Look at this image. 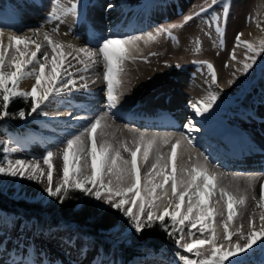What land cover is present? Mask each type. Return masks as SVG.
<instances>
[{
	"label": "bare ground",
	"instance_id": "bare-ground-1",
	"mask_svg": "<svg viewBox=\"0 0 264 264\" xmlns=\"http://www.w3.org/2000/svg\"><path fill=\"white\" fill-rule=\"evenodd\" d=\"M107 1L108 3L103 2V0L71 1L65 7L78 3L77 14L65 15L62 11L64 6L55 5L51 3V0H0V27H2L0 32L4 34L3 41L5 44H7L9 34L20 36L17 31H22L26 36H31L37 42L42 43V46L51 54V50L47 48V44L44 42V33L47 29H53L59 24V31L57 32L59 38L55 39L53 35H48L53 42L59 41L65 53L72 52L75 54L83 48L95 52L97 57L94 64L91 61H86L91 69L84 74L88 83L87 89L73 90L70 94L58 97L42 106L43 110L48 113L40 123V127L44 128L41 130L43 135H38L37 138L28 142L18 141L17 144L21 147L17 148L15 153H8L7 156L30 163L38 162L46 172L47 166L44 165L42 157L47 151H52L56 154L54 164L57 170L54 171L53 178V186H55L61 181L59 169L62 167V150L66 147V140L79 134L82 128L93 122L96 117H102L101 127L107 133L106 136H101V129L97 130L98 145L106 139L116 147H120L122 144L132 147L135 140L143 134L146 139L155 137L161 144V154L166 157L170 152L171 144L180 140L181 145L177 149L178 166L183 164L190 169L195 164L205 165L209 172H214L217 175V192L210 203L215 212L223 213V215H215L212 225L218 236L217 243L228 248L229 242L224 239V231L221 229L226 219V209L222 200L219 203L216 202L219 200V189H225L237 197L241 195L246 197V204L239 207V215L229 224L230 231L235 232L243 225L242 230L247 236L249 231L248 219L252 216L255 217L256 228L259 230V215L261 211H264L257 206V201L260 198V186L264 185V183L262 184L264 182V132L262 131L264 130V109L258 115H253L247 119L250 128L235 129V126L230 125L228 119L225 118V107L228 106L233 99L232 96H235L239 90L232 80V75L235 73L232 71V67L235 65L238 67L240 63L237 58L235 61L230 59L235 43L232 44V50L228 52L226 59L215 69L218 76L217 84L210 82L200 85L196 79V74L186 73L187 76L186 74L182 75L180 80L178 78L169 84L164 89L165 95L161 93V97H156L157 101H154V105L147 107L141 105V99L133 100V94L146 91L154 86V81L149 82L153 77L151 67L154 64L146 67L148 65L147 58L140 53L138 54L137 51L135 53V48L130 49L131 58L124 62L123 71L119 75L120 84L116 88L115 94L118 97V103L115 108L110 109L108 101L105 99L107 92L106 82L103 79L104 61L98 50L99 44L109 36H123V31L126 36H131L137 33L133 29L148 27L147 24L151 21V12L148 8L144 10L147 6L130 9L132 4L126 0H111L113 1L112 4H109V0ZM53 9L61 16L62 23L56 19H53L51 23L48 22L47 18L52 14ZM95 19H99L101 22ZM222 28L224 36H226V25ZM263 28L264 11L261 13L258 22L250 27V33L244 32L241 39L247 41L248 37L260 34ZM23 35L21 37H24ZM215 36L220 40L216 33ZM78 45H82V47ZM243 47L241 45L235 48L236 57L238 48L242 50ZM68 61L73 65L77 64V60L71 57H68ZM158 63L156 64L158 65ZM169 64L171 63L169 62ZM192 64L198 63L193 62ZM225 64L228 66L225 67ZM189 65H181L180 68H177L181 70ZM80 67L83 68V65ZM161 73L166 74L164 71ZM183 76H189V80L182 78ZM77 80L79 81L78 77ZM230 81H232L231 84ZM34 83V77L27 78L21 82L20 88L30 91ZM166 90L169 92L166 93ZM209 91L218 93L219 98L216 105L205 117H194L189 102L202 99ZM133 106L135 108H128ZM189 118H193L198 131L194 130L189 133L185 129L184 125ZM199 124L205 125V132H201ZM67 125L70 126L67 127ZM35 126L33 124V129L36 128ZM50 128L55 129L56 133L57 131L61 133L52 136ZM243 129L252 131L254 135L256 133L258 141L255 140L254 142L245 137ZM189 136L192 138V144L188 143ZM83 139L90 147L87 135ZM165 139L169 141L168 144H163ZM0 156H5L4 151H0ZM121 156L130 160L129 154L122 148ZM141 159L140 154H138L137 160L141 169V184L143 185L145 183L144 177L148 175L151 165L155 163V156L150 154L146 163H141ZM168 171H171L170 163ZM104 179L107 182L109 179L114 180V177L105 176ZM155 179L159 182L162 177ZM1 180L8 185L9 194L25 196L32 200L41 198L48 186L46 179L43 181L31 180L27 176H4ZM166 190L168 195L163 198L162 206H168V198L172 196L170 181L166 185ZM158 195L163 197V192L158 190ZM170 210H174V208ZM133 211L136 212L137 208L133 207ZM181 211L182 213L186 211V206L182 207ZM53 226L57 227L58 225ZM181 227L184 228V236L190 241L192 238L188 235L190 225L185 224ZM47 230L49 229L44 228L43 230L41 228L36 217L0 205V264H104V261L96 256L95 249L75 234L77 231L79 233L80 230L76 229L74 232L70 225H64L54 232L48 233ZM47 234L48 236H46ZM231 239L234 242H231L233 247L237 243L241 245L246 243V240L240 239L238 235H234ZM93 241L95 242V240ZM260 248L264 249V237L257 240L252 248L247 249V252L257 251ZM116 251L118 263L115 264H123L118 250ZM102 253L105 257L109 256L105 249ZM253 260H255L254 264H260L259 257Z\"/></svg>",
	"mask_w": 264,
	"mask_h": 264
},
{
	"label": "snow or ice",
	"instance_id": "snow-or-ice-1",
	"mask_svg": "<svg viewBox=\"0 0 264 264\" xmlns=\"http://www.w3.org/2000/svg\"><path fill=\"white\" fill-rule=\"evenodd\" d=\"M57 3L59 4V0ZM217 4L223 8V23L226 25L229 12L227 0H211L208 8L202 7L195 16L185 17V23L206 13L209 14L211 16L209 24L210 26L214 25L215 32L220 38L219 45L223 48L224 31L221 27V17L215 11L209 13V9H213ZM77 9L78 3H73L70 7H64L62 11L65 15H75ZM53 19L63 22L55 9L47 18L49 23ZM177 27H183V25L173 24L168 27L157 28L156 34H167L169 38L176 39L172 29ZM52 31L58 32L59 24ZM3 35V32H0V119L9 115L10 104L16 98H24L30 102L28 115L40 112V114L47 116L48 113L43 110L42 106L58 97L70 94L73 90L87 89L88 83L84 74L91 69L86 61H91L94 64L97 58L95 52L82 48L75 54L72 52L65 53L62 50L63 46L53 42L47 32L44 33V42L47 44V48L51 50V54L42 46V43L37 42L32 37L9 34L7 44H5ZM146 35L150 40L155 39L152 33ZM242 35L243 33L235 35V45L230 59L236 60L235 48L243 45L248 53H251V55H246L243 63V73L248 74L256 65L257 57L264 54V40L256 45L250 41L242 40ZM141 38L140 36H109L99 44L98 50L104 61L103 79L106 82V99L110 109L115 108L118 103V97L115 93L120 84L119 75L123 71V64L131 58L130 49L134 48ZM199 50L197 47V51ZM68 57L77 60V64L69 63ZM194 63H198L202 72L207 70L211 84L218 83V76L211 62L194 61ZM81 65L83 68L80 67ZM227 66L225 64V67ZM32 77H34L35 83L31 90H22L20 88L21 82ZM229 83L231 84L232 81ZM218 98L217 92L209 91L202 99L195 102L190 101L189 107L192 109L194 117H205L209 114L216 105ZM18 116L21 119L26 118L25 111L21 109ZM101 122L102 117H96L93 122L84 126L79 134L66 140V147L62 150V167L59 169L61 181L55 188H53V178L54 171L57 170L54 164L56 154L52 151H47L42 157L44 165L47 166L45 172L38 162L30 163L21 159L14 161L8 159L7 154L15 153L18 149L10 148L5 144L3 147L5 156L3 162H0V175L27 176L28 179L38 181L46 179L48 186L45 192L48 196L55 197L61 202L63 197L67 195L69 186H72L97 201L123 211L137 234H141L145 228L152 227L155 221L163 224L166 218L173 222L174 228L177 225H190L188 235L194 238L191 239V242H184V228L181 227L179 228L181 234L176 239V244L196 258L192 259L178 252L177 256L183 261V264H239V254L245 253L247 249L252 248L257 240L264 237V211H261L259 215V230L256 228L254 216L248 219L249 231L247 236L242 230L243 225L235 232L229 230L230 222L239 215V207L246 204V197L243 195L237 197L221 188L219 189V200L216 202L219 203L221 200L224 202L227 215L223 222V231L224 239L229 242V246L225 248L224 245L218 244V236L212 221L215 215H223V213L215 212L210 203L217 192L216 173L209 172L205 165L200 164H195L190 169L183 164L178 166L177 149L181 145L180 140L171 144L170 152L166 157L161 154V144L156 138L146 139L143 134L135 140L132 147H128L126 144L116 147L106 139L98 145L97 130L101 129V136L107 135L101 127ZM184 127L189 133L199 130L196 128L193 118H189ZM85 135L88 137L90 147L83 139ZM168 143L169 141L166 139L163 141V144ZM188 143H193L191 136L188 137ZM121 148L129 154L130 160L121 156ZM138 154L142 158L141 163L148 162L150 154L155 156V163L151 165L148 175L144 177L145 183L143 185L141 184V169L137 160ZM169 163L171 164L170 172L168 171ZM105 176L114 177V180L109 179L106 182ZM156 177H162V180L158 182ZM169 181L171 182L172 196L168 198V206H162L163 198L168 195L166 185ZM158 190L163 192V197L158 195ZM125 205L130 206L125 208ZM185 206L186 211L182 213L181 209ZM257 206L264 209V185L260 186V198L257 201ZM133 207L137 208L136 212L133 211ZM172 208L174 210H170ZM197 232L199 233L198 237L196 236ZM234 235L246 240V243L243 245L237 243L233 247L231 238ZM230 257H235V259H229Z\"/></svg>",
	"mask_w": 264,
	"mask_h": 264
},
{
	"label": "rangeland",
	"instance_id": "rangeland-1",
	"mask_svg": "<svg viewBox=\"0 0 264 264\" xmlns=\"http://www.w3.org/2000/svg\"><path fill=\"white\" fill-rule=\"evenodd\" d=\"M71 1H74V0H59V4L57 3V0H51V3L55 5H59L61 7L63 6L65 7L66 5H69ZM109 1H110L109 4L113 3V1L111 0ZM126 1L132 4L130 9H132L133 7L139 8L142 6L145 8L147 6L146 9L144 10H147L148 8L149 11L151 12V21H149V23L147 24L148 27H143L144 29L135 28L133 29V31L137 33L131 35V36L142 37L137 42L136 47L134 48H135V53L137 51L138 54L140 53L147 58L148 65H146V67L147 66L150 67L152 64H154V66L151 67L153 77L151 78V80H149V82L154 81L153 82L154 86L147 89L146 91L136 92L133 94V97H134L133 100L141 99L140 101L141 105L145 107L154 105L155 104L154 101H157L158 97H161L163 94L165 95L164 89L168 87L169 84L173 83L176 79L179 78L178 80H180V76L185 75L186 73L190 74L192 72L191 75L196 74L195 75L196 79L199 81L200 85H203L205 83H210L211 82L210 76L207 73V70L205 69L202 72L199 69L198 64H192V63L194 61H197V62L209 61L215 66V69H216V67L220 66L222 62L226 59L228 52L232 50V47L235 43V40H234L235 35L237 33H243L244 35V32H249L250 27L258 22L261 13L264 11V0H227L229 4V12H228L226 31H225L226 36L223 37L224 46L223 48H221L219 45V39H217L216 36L214 37V34L216 33L214 31L215 30L214 25L210 26L209 24V21L211 19V16L209 14L206 13L203 16L196 17L194 20L185 23V17L189 15L195 16L198 10L201 9L202 7L208 8L209 4L211 3V0H149V1L126 0ZM103 2L108 3L107 0L106 1L103 0ZM142 8L141 10H143ZM212 11H215L216 14L220 15L221 27H224L225 24L223 23L222 6L220 4H217L216 6H214L213 9H209V13ZM99 19H95V20H98L99 22H101ZM102 22L104 23V21ZM173 24L183 25V27H177L175 29H172L173 36L176 37V39L169 38L167 34H159V35L156 34L157 28L168 27ZM51 31L52 29L46 30L48 34L53 35L55 39H58L59 34L57 32H53V31L51 32ZM17 33H19L20 36L24 34V32L22 31H17ZM147 33H152L155 39L150 40L146 35ZM208 33H210V35H208ZM122 34L123 36H126L124 34V31L122 32ZM23 36H26V34H24ZM123 36L121 35V37ZM28 37H31V36H28ZM247 39H248L247 41H250L253 44L258 45L261 40H264V28L261 30L260 34L252 35L251 37H248ZM57 43H59V41ZM78 46L82 47V45H78ZM197 47H199L200 49L199 51H197ZM239 49L241 48H238L237 50L238 54L236 58L240 64L238 67H236L237 65L232 67L233 68L232 71L233 72L235 71L236 73L235 77L234 75H232L233 76L232 80L234 84H236V86L239 88V90L235 96H232L233 99L228 104V106L225 107V118L228 119L227 121H229L228 123H230V125L235 126V129H239L243 127L250 128V125L248 124L247 119L251 118L253 115H258L260 111L264 109V71H262V68H264V54H261L260 56H258L256 60V65H254V68L250 70L248 74H244L243 73V63L245 62L246 55H251V53H248L245 47H243L242 50H239ZM169 62L171 64H169ZM156 63H158V65ZM188 64L190 65L181 70L177 68V65L186 66ZM163 71L166 74L161 73ZM186 76H183L182 78H186V80H189L188 78L189 76L188 77ZM156 92L158 93L156 94ZM167 92H169V90L168 91L166 90V93ZM104 103H105V100H104ZM128 108H135V106L128 107ZM25 114H26V118L24 119L19 118L18 113L16 114L9 113L7 117H5L4 119H0V122H1L0 151H3V147L5 144H7V146L10 148L19 149L21 146L17 145L18 141L28 142V141L33 140V138L34 139L37 138L38 135L40 136L43 135L41 130L44 128L40 127L41 126L40 123H41V120L45 119L46 116L40 114V112H37L32 115H28V112ZM15 117L16 118L18 117L17 121ZM33 124L36 125L35 126L36 128H34L35 130L33 129ZM11 125H13V129L11 128ZM68 126L70 125H67V127ZM37 128H38V131L36 130ZM52 131H50V134L52 136L61 133L59 131H57L56 133L55 129ZM242 131L244 132L245 137L250 138V140L254 142L255 140L258 141L256 133L254 135L252 131H249L247 129H243ZM262 131L264 132V130ZM11 158L12 157L8 155V159H11ZM13 159L16 160L15 158H12L11 160ZM0 162H3V156H0ZM2 177L4 176L0 175V195L2 196H6L14 200H24L28 202L34 201V202L41 203L42 205H44L49 199L52 198L47 195L45 190L41 198L36 199V200L28 199L25 196H14L12 194H9L7 190L8 185H6V183H4L1 180ZM263 183L264 182H262V184ZM55 186H53V188H55ZM69 187H72V186H69ZM82 194H83V197H85L86 199L87 198L92 199L100 206L106 205L102 203L101 201L95 200L91 196H87L84 193ZM127 207L129 206L125 205V208ZM9 208H12V207L10 206ZM12 209L14 210L17 209L18 212H23L26 214L29 213V211L22 209V207L20 206H17ZM118 219H119L118 223L114 225L112 228H110L109 230H107V232H105L106 239L108 241L112 239L115 241L112 253H110L111 255H109L108 257H105L102 255L103 248L102 246L101 247L99 246V241L96 240L87 230H85V228H83L82 226L78 225L75 222L66 221V220H58L57 223L55 224H48L45 227H42L40 224V226L43 230L44 228L49 229L47 230L48 233L57 231L59 230L60 227H63L64 225L66 226L70 225V228H72L74 232L76 231V229L80 230L79 233L77 231V233L75 234L79 236L81 239H84L86 242H88L91 245L92 248L95 249L96 256L98 258H101V260L104 261V264L105 263L115 264V263H118L117 257H116L117 256L116 250H118L117 243L120 241L121 242L128 241L131 233L134 231V229L131 226V221L129 220L127 216L124 215V212L121 210H119ZM32 222L35 223L34 220H32ZM171 223H172L171 232L175 233L172 236L173 243L165 244L164 246L160 247L158 251H155V252L149 247L148 248L141 247L140 248L141 253L139 255H136L132 261L130 260L131 262L129 261L128 264H149V262H151V264H183V261H181L179 257L177 256L178 252L181 255H186V256H189V258L195 259L196 257L193 254L187 253L182 248L177 246L176 239L181 234L179 232L180 225H177L174 228L172 221ZM53 225H58V226L55 227ZM44 234L46 233L44 232ZM196 235L198 237L199 233ZM46 236H48V234ZM92 239L95 240V242ZM188 241L189 239L187 240V238L185 237L184 242H188ZM232 241L233 239H231V242ZM263 256H264V249L262 248L258 249L257 251H251V252L249 251L247 252L246 250L245 253L239 254V264H254L255 260L253 259H258V257L261 260L260 264H264ZM229 259H235V257H230ZM251 260L253 261L251 262Z\"/></svg>",
	"mask_w": 264,
	"mask_h": 264
},
{
	"label": "trees",
	"instance_id": "trees-1",
	"mask_svg": "<svg viewBox=\"0 0 264 264\" xmlns=\"http://www.w3.org/2000/svg\"><path fill=\"white\" fill-rule=\"evenodd\" d=\"M23 109L25 113L30 110V102L24 98H16L10 104L9 113H19ZM18 118V117H17ZM13 129V125H11ZM79 190L69 187L67 195L61 202L52 197L44 205L38 202L14 200L0 195V205L9 208L17 206L29 211L28 216L36 217L42 227L55 224L58 220L75 222L87 230L108 252H112L115 241L106 239L107 230L119 221V210L109 205L100 206L92 199H86ZM17 204V205H16ZM171 221L166 218L163 224L155 221L150 228H145L141 234L133 231L125 242H118V254L123 263H127L137 254L140 248L149 247L155 251L165 244L172 243Z\"/></svg>",
	"mask_w": 264,
	"mask_h": 264
}]
</instances>
